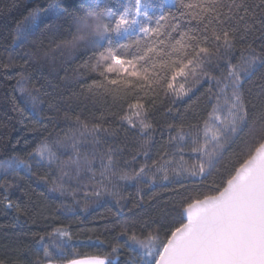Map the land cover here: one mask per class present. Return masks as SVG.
Instances as JSON below:
<instances>
[{"label":"trees","instance_id":"16d2710c","mask_svg":"<svg viewBox=\"0 0 264 264\" xmlns=\"http://www.w3.org/2000/svg\"><path fill=\"white\" fill-rule=\"evenodd\" d=\"M183 2L196 4L200 0ZM223 2L230 3L231 0ZM52 3L61 6L55 14L51 11L41 13L36 24L26 19L33 11L48 8ZM129 3L134 5L135 0H0V164L19 157L31 167V173H26L23 171L25 166L21 165L22 179L19 180V188L13 189L11 195L13 203L25 209V214L18 216L14 209L0 206V264H33L37 258H44L43 246L35 243V239L58 228L67 230L71 241L65 237L63 252L57 253V257L62 258H57L56 264L108 255L113 246L123 245L127 240L126 236L119 235L121 226H127L130 232L135 231L140 236L150 231L158 232L163 239L169 226L179 220L177 214L182 211L185 199L210 194L208 185L214 180L219 183L221 177H226L230 169L242 162L248 147L256 143L248 135L252 127L250 115L243 131L232 136L223 149L217 150L205 176L193 177L185 170L190 169L193 163L197 170L199 167L197 154L191 151L192 140L197 138L198 132V138L203 142L204 121L217 104L215 79L200 78L197 82L196 77L189 75L185 87L191 91L181 99L161 93L149 111L153 127L145 135L141 134L139 124L131 128L120 119L127 103L114 102L103 95H90L88 90L92 86V77L96 75L90 70L96 60L94 53L103 51L108 41L93 34L94 22L88 13L108 9L110 11L101 22L114 26ZM151 3L159 4L160 0H151ZM245 3L255 12L253 31L245 40L237 41L236 50L230 57L232 63L239 60L241 49L248 43H252L258 52L264 45V37H261L264 29L260 24L264 15L257 7L261 0H245ZM169 10L172 16H168ZM195 11L199 10L185 9L178 3L166 4L164 8L153 7L149 9L152 17L149 26L156 27L155 21L165 15L167 20L160 21L162 32H171V25L176 23L187 31L197 27L196 21L187 15ZM181 13L185 15L181 16ZM18 24L28 35L22 45L19 42L13 45L12 35ZM135 35L141 37V48H146L153 39L152 36L143 37L138 27ZM81 36L84 38L79 39ZM172 36L179 38L178 33H172ZM120 51L122 54L134 53L136 48ZM208 67L215 77L222 79V73H226L223 63L219 67ZM258 77L259 72L244 87L245 98L258 105L252 108L249 104V112L253 114L260 111L258 94L264 83ZM178 79L182 81L183 77ZM33 85L40 90L36 92ZM21 87L32 91L38 98V110L42 109V112L38 111L35 117H22L13 110V97L21 96ZM93 91L102 92L94 87ZM135 92L133 90L125 99L131 101ZM219 95V104L223 108L220 114L227 115L224 93ZM168 108L172 111L167 112ZM77 116L89 125L101 123L110 132L114 130V134L104 133L100 143L96 144L92 136L80 135L83 129L76 123ZM170 124L174 127L169 128ZM181 125H184L186 133H191L184 140L177 136V128ZM148 134L151 139L145 156L143 146ZM172 136H177V139L169 143ZM77 141L78 165L70 160V157L76 159L71 145ZM42 143H47L57 153L59 159L56 163L49 165L46 160L40 161L35 156V150ZM109 149L112 150L113 169L106 174L108 179L103 183L108 189L118 192V196L109 195L100 184L103 179L101 164L107 163ZM208 151H213L212 145ZM87 161L92 162L91 171ZM153 161L157 162V167L163 165L167 169V181L159 179L163 172L151 167L146 169L148 175L155 173L158 179L150 187L119 179L123 171L132 172L145 163L151 166ZM177 171L181 175H176ZM64 172L68 175L64 176ZM45 175L47 184L37 179V176ZM3 176L4 173H0V178ZM8 179L13 177L9 174ZM53 181L63 186L62 193L49 190L54 186ZM97 192H100L99 196ZM110 258L117 259L118 264H131L132 258L139 260L136 253L127 248H121Z\"/></svg>","mask_w":264,"mask_h":264},{"label":"snow or ice","instance_id":"6c2138e0","mask_svg":"<svg viewBox=\"0 0 264 264\" xmlns=\"http://www.w3.org/2000/svg\"><path fill=\"white\" fill-rule=\"evenodd\" d=\"M177 3L185 9L199 10L187 13L196 21V28L184 31L180 24L176 23L171 25V32H162L163 25L160 21L167 20L168 17L165 15H161L155 21L156 27H150L152 17L149 15V9L164 8L167 0H160L159 4H153L151 0H135L134 5L129 3L124 7L114 26L101 22L102 17L110 10L102 9L88 13L94 22L93 34L100 40L108 41L103 51L94 53L96 60L91 64L90 70L96 75L92 77V86L88 90L90 95L92 97L103 95L106 98L110 97L114 102L127 103V109L120 119L131 128L139 124L141 134L145 135L147 130L153 127L149 120V111L154 108L161 93L172 94L181 99L191 91V88L185 87L189 75L196 77L197 82L200 78L215 79L218 86L215 94L217 104L204 121L203 142L201 143L198 138V132L197 138L192 140L191 151L197 154L199 167L197 170L196 164L193 163L190 169L185 170L193 177L205 176L206 168L212 166L217 150L223 149L232 136L243 131L248 125L250 115L252 127L248 135L255 139L256 143L248 147L242 162L230 169L226 177H221L219 183L214 180L208 185L210 194L203 195L202 198L185 199L181 205L182 211L177 214L179 220L169 226L163 239L158 232L150 231L147 235L140 236L135 231L130 232L127 226H121L119 235L127 237L125 243L113 246L111 253L102 258H93V264H118L117 259L110 257L113 253L118 254L121 248H127L139 257L138 261L132 258L131 264H264V83L261 84V91L258 94L260 108L258 113L249 112V104L252 108H257L258 105L247 100L244 94L246 82L258 72V78L264 82V45L258 52L252 43H248L241 49L240 58L236 63H232L230 59L232 52L236 50L237 41L245 40L252 33L255 12L245 0H231L230 3H224L223 0H200L196 4L173 0V4ZM60 7L59 4L52 3L48 8L33 11L26 19L36 24L41 13L51 11L55 14V10ZM257 7L262 9L264 15V0H261ZM172 15L169 10L168 16ZM184 15L185 13H181V16ZM260 24L264 29V19L260 20ZM137 27L143 37H153L146 48L140 47L141 37L135 35ZM172 33H178L179 38H174ZM27 35L26 30L18 24L16 32L12 35L13 45H17L18 42L22 45ZM261 37H264V30L261 31ZM133 47L136 48L134 53L122 54L120 51ZM221 63L226 67L222 79L215 77L208 67H219ZM180 77H183L182 81L178 79ZM93 87L101 89L102 92L93 91ZM33 88L36 92L40 90L35 85ZM133 90L136 92L131 101L126 100ZM19 91L21 96L13 97L14 111L22 117H35L38 111L42 112V109L38 110V98L32 91L23 87ZM211 91L209 89V92ZM248 91L252 90L249 88ZM221 92L225 96L227 115L220 114L223 111L219 104ZM85 99H88V96H85ZM166 111L171 112L172 109L168 108ZM76 123L83 129L80 135L92 136L96 144L100 143L104 133L114 134V130L110 132L109 128L103 127L101 123L89 125L79 116L76 117ZM168 127L174 126L170 124ZM190 134L184 131V125L177 128L180 140H184L185 136ZM177 136H172L169 143L176 140ZM150 139L148 134L143 146L145 156L148 155L147 145ZM78 143L77 141L71 145L76 152V159L70 157L71 162L77 165ZM209 145L213 146L211 152L208 151ZM111 151L109 149L107 163L101 164L100 175L103 179L100 184L109 195L118 196V192L108 189L103 183L104 179H108L106 174L113 169ZM35 156L39 157L40 161L46 160L49 165L59 159L57 153L53 152L47 143L37 147ZM21 165L25 166L23 171L31 173V167L24 159L13 157L12 160L5 162L4 176L0 178V206L14 209L18 216L25 214V209L14 204L11 195L13 189L19 188V180L22 179ZM87 165L91 171L92 162L87 161ZM149 167L164 173L159 179L164 181L169 179L167 169L163 165L157 167L156 161H153L151 166L145 163L132 172L123 171L119 179L150 187L157 183L158 178L155 173L148 175L146 169ZM9 174L13 179H8ZM63 175L67 176L68 173L64 172ZM176 175L181 173L177 171ZM37 179L48 183L47 175L37 176ZM53 185L50 191L63 192L62 185H56L55 181ZM96 195L99 196L100 192ZM117 206L120 207L119 199ZM65 237L71 241V235L67 230L60 228L39 235L35 243L43 246L44 258H37L33 264H56V259L62 258L57 257V253L63 252ZM100 243L103 244L104 241L101 240ZM67 264L82 262L70 260Z\"/></svg>","mask_w":264,"mask_h":264},{"label":"water","instance_id":"95a60500","mask_svg":"<svg viewBox=\"0 0 264 264\" xmlns=\"http://www.w3.org/2000/svg\"><path fill=\"white\" fill-rule=\"evenodd\" d=\"M76 261H80L82 264H93V258L78 259Z\"/></svg>","mask_w":264,"mask_h":264},{"label":"rangeland","instance_id":"374dc122","mask_svg":"<svg viewBox=\"0 0 264 264\" xmlns=\"http://www.w3.org/2000/svg\"><path fill=\"white\" fill-rule=\"evenodd\" d=\"M167 5H169V6H172L173 5V0H167ZM4 165H5V163H1L0 164V173H4Z\"/></svg>","mask_w":264,"mask_h":264}]
</instances>
